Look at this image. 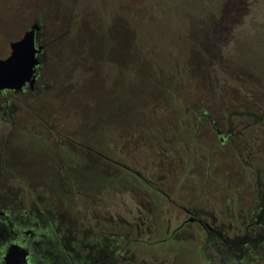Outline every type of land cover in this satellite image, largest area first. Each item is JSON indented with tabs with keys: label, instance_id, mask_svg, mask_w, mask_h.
Returning a JSON list of instances; mask_svg holds the SVG:
<instances>
[{
	"label": "rangeland",
	"instance_id": "1",
	"mask_svg": "<svg viewBox=\"0 0 264 264\" xmlns=\"http://www.w3.org/2000/svg\"><path fill=\"white\" fill-rule=\"evenodd\" d=\"M27 1L35 5L32 16L25 9ZM132 1L0 0V52L19 34L27 17H32L29 22L43 17L48 60L42 77L50 88L40 97L53 98L52 110H47L54 114L51 117L59 116L71 132L84 123L82 133L89 136L109 129L102 121L118 124L111 143L114 159L140 173L178 206L214 209L221 215L228 205L253 207L259 199L257 179L264 182V0L246 2L229 41L215 48L200 71L188 70L195 50L189 32L208 39L207 25L217 20L219 0H141L131 7ZM134 48L147 55V86L157 87L151 78L162 76L165 97L145 95L139 105L144 68H129V63L141 60ZM106 52L108 57L103 56ZM167 73L176 76L178 84L168 82ZM171 86L176 90L169 93ZM75 104L79 105L74 110ZM205 111L223 133L228 115L235 114L233 137L224 145L209 120L199 118ZM129 118V136L122 139V126ZM38 146L28 139L15 140L11 155L21 148L28 155ZM81 171L88 172V180L95 175L90 172L104 177L111 173L121 180L107 189L82 183L70 185L72 191L67 185L57 191L51 185L52 196L39 188L35 200L40 197L45 207L55 204L54 216L66 235L75 236L77 230L99 232L96 214L112 218V225L102 222L99 227L115 234L127 232L124 221L135 218L144 222L145 232L148 227L152 232L131 243L127 256L135 254L147 262L162 257L167 264H204L203 233L196 225L180 230L178 241L171 236L162 241L167 229L179 226L185 216L155 190L133 179L134 188L125 191L127 173L122 169ZM72 175L79 177V170ZM15 177L18 183L24 181L20 174ZM246 195H252L250 201ZM28 198L20 204L28 205ZM137 209L141 216H136Z\"/></svg>",
	"mask_w": 264,
	"mask_h": 264
},
{
	"label": "flooded vegetation",
	"instance_id": "2",
	"mask_svg": "<svg viewBox=\"0 0 264 264\" xmlns=\"http://www.w3.org/2000/svg\"><path fill=\"white\" fill-rule=\"evenodd\" d=\"M33 7L35 5L27 1L25 9L29 10L31 16ZM31 16L19 27V34L8 40L5 51L0 52V60H7L12 53V44L22 40L34 25L38 26L34 38V47L39 51L35 55L38 60L35 79L25 82L19 89L0 91V147L3 146L0 148V264H4V255L11 246L25 250L26 264H167L162 257L150 258V262H147L144 259L139 260L135 254L127 256L131 251V243L139 241L142 234L152 232L149 227L145 232L144 222L141 220L136 222L135 218H128V221H124L127 232L115 234L99 227L102 222H105L106 227L108 223L112 225V218L104 219V216L96 214L98 220L95 227L99 232L77 230L75 236L66 235L61 229L60 221L54 216L55 204L49 202L45 207L40 197L36 200L34 198L39 194V188H43L44 193L52 196L51 185L57 191L66 185L72 191L70 185L82 183H92V186L107 189L108 186L118 183L121 178L108 173L103 179L96 180L94 172H90L93 179L88 180V172L83 173L81 169L115 168L127 173L124 178L127 181L125 191L134 188L132 181L135 179L144 187L155 190V194L165 198L176 211L185 216L179 226L167 229L162 241L165 242L168 236L178 241L176 238L180 230L189 225H196L203 233L200 252L204 264H264V182L260 178L257 179V185L260 186L259 199L254 202L253 207L247 203L237 208L228 205L226 214L221 215L214 209L209 211L178 206L140 173L132 170L125 162L114 159L111 143L118 124L102 121L110 126L109 129L91 136L82 133L84 123L79 124L72 132L65 129L63 119L59 116L53 118V113H47L48 109L52 110L53 98L40 97L50 88L49 82L42 77L48 60V43L44 39L43 17L29 22ZM103 56L108 57L107 52ZM77 105L79 104L74 105V110L78 108ZM233 114L228 115L226 133L218 127L209 112L200 113L199 118L206 117L209 120L219 143L224 145L233 137ZM129 120L130 118L128 123L122 126V139L129 136ZM74 125L76 127L75 123ZM21 139L35 141L39 146L35 150H28V155L22 148L11 155V144ZM29 170L33 176L30 174L26 177ZM77 170L79 177L72 175ZM19 174L24 180L21 183H18V178L15 177ZM251 197L252 195H246L245 198L250 201ZM27 198L28 205L20 204V201L23 202ZM57 199L62 202V206L66 205L59 195ZM136 212V216H141L140 209ZM83 218L86 221L88 219L86 215ZM207 250L211 252L207 253Z\"/></svg>",
	"mask_w": 264,
	"mask_h": 264
},
{
	"label": "trees",
	"instance_id": "3",
	"mask_svg": "<svg viewBox=\"0 0 264 264\" xmlns=\"http://www.w3.org/2000/svg\"><path fill=\"white\" fill-rule=\"evenodd\" d=\"M141 0H133L131 2V7L133 5H136L138 3H140ZM249 0H219V5L221 6L220 10H219V14L217 16V20L215 22H213L210 26L209 24L207 25V28L209 29L208 33H209V37L208 39L205 37H203L202 35H200L199 33V37H193L192 36V32L190 33V38L189 40H191V42L193 43V46L195 48L194 52H191V60H190V64H191V68H189V71H200V68L202 66H207L208 63V58L212 57V53L215 51V48L218 47L219 45H226L227 42L229 41L231 32L233 31L234 27L238 24L240 16L243 13V9L246 6V2H248ZM240 23V22H239ZM209 26V27H208ZM102 27V26H101ZM126 29V33L127 36L129 37V31L128 28L125 27ZM217 33H220V37L217 38ZM128 41V46H132V39ZM130 49V48H129ZM131 50V49H130ZM135 53L138 55V58H140V63H129V68L132 71H135L136 68H144L143 71H140V75L142 72V80L144 81V83H142V97H137L138 98V102L139 105L142 102V100H145L146 97H153L155 94H159L160 96H163L162 92H161V87H162V83H164L162 76L160 77H155L151 78V80L153 81V86H157L154 88H151L152 85L150 84L149 86H147L146 84V80L150 79L148 77V73L146 70V65L147 61H146V57L147 55L144 53H140L138 50H136V48H134ZM198 52V53H197ZM130 59V58H129ZM130 61V60H129ZM137 61V60H136ZM128 68V69H129ZM167 75H170L169 73H167ZM154 76V75H152ZM165 80V79H164ZM172 81V82H177L176 84H178L179 80L178 78H176V76L170 75L168 82ZM160 88L159 90H157L156 88ZM170 90H168L169 93H172L174 89L172 86L171 88H169ZM139 93V94H140ZM147 95V96H145ZM150 95V96H149ZM137 96V94L132 95L133 98H135ZM165 97V96H163ZM138 108L134 111L133 115L137 114ZM132 115V116H133ZM94 178L96 180H101L104 178V175L102 173H94Z\"/></svg>",
	"mask_w": 264,
	"mask_h": 264
},
{
	"label": "water",
	"instance_id": "4",
	"mask_svg": "<svg viewBox=\"0 0 264 264\" xmlns=\"http://www.w3.org/2000/svg\"><path fill=\"white\" fill-rule=\"evenodd\" d=\"M38 26L34 25L17 43L12 44L11 56L7 60H0V91L4 89H19L34 78L38 65L34 47L35 33ZM35 79V78H34ZM26 252L17 246L8 248L4 255V264H26Z\"/></svg>",
	"mask_w": 264,
	"mask_h": 264
}]
</instances>
